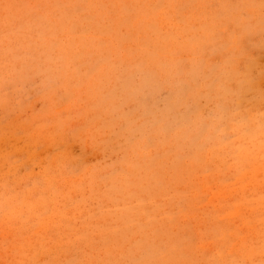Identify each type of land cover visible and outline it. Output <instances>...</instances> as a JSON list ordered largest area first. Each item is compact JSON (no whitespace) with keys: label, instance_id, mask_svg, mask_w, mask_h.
I'll return each instance as SVG.
<instances>
[{"label":"rangeland","instance_id":"1","mask_svg":"<svg viewBox=\"0 0 264 264\" xmlns=\"http://www.w3.org/2000/svg\"><path fill=\"white\" fill-rule=\"evenodd\" d=\"M0 264H264V0H0Z\"/></svg>","mask_w":264,"mask_h":264}]
</instances>
